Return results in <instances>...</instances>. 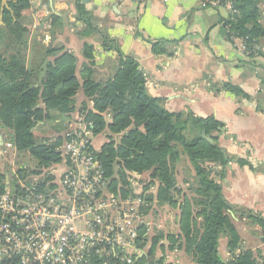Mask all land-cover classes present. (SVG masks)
<instances>
[{"label":"trees","instance_id":"trees-1","mask_svg":"<svg viewBox=\"0 0 264 264\" xmlns=\"http://www.w3.org/2000/svg\"><path fill=\"white\" fill-rule=\"evenodd\" d=\"M236 13L229 15L224 26L229 33L244 39L246 46L264 36V24L259 20L264 12V0H231ZM77 12L83 15L82 5L76 0ZM28 0H0V126L8 140L22 157L36 160V166L21 164L29 173L38 172L59 158L56 150L62 142L60 125L74 110L75 95L82 87L92 109H81L80 114L93 122V136L107 131V140L101 145L99 160L113 188L128 186L127 172L140 176L146 186L156 184V205L168 204L179 209L180 235L174 232L154 233L147 251L134 264H166L164 258L152 262L160 240L165 237L168 250L183 248L194 264H264L259 251L240 249V237L233 224L238 214L252 227V232L264 242V218L229 203L221 185L213 176V166L225 165L229 157L215 144L203 137L216 140L223 123L214 117H195L189 112H170L164 99L147 93L145 78L139 64L117 47V42L104 38L105 48H115L118 66L111 77L95 80L92 47L84 45L83 54L89 59L80 69L82 84L75 74L76 57L62 48L49 45L46 57L47 71L40 86L34 87L36 77L25 65L29 28L22 22ZM153 45V51L158 49ZM224 87L236 96H245L238 87ZM105 115H109L107 122ZM43 122L44 124H39ZM59 129L51 139H40L37 128ZM55 127V128H54ZM59 134V135H58ZM114 135L118 139H114ZM182 156L191 163L195 175L188 180L187 190L193 196L177 200L175 166ZM239 162L242 163L241 160ZM36 174V173H35ZM4 174L0 170V194L4 189ZM152 194L149 200H152ZM221 236L228 239L230 259L222 261L218 255Z\"/></svg>","mask_w":264,"mask_h":264},{"label":"crops","instance_id":"crops-1","mask_svg":"<svg viewBox=\"0 0 264 264\" xmlns=\"http://www.w3.org/2000/svg\"><path fill=\"white\" fill-rule=\"evenodd\" d=\"M40 2L38 17L28 8L21 19L29 28L25 65L36 81L44 60L53 59L45 56L49 45L75 55L80 84V69L90 61L83 54L84 45L92 47L95 80L110 78L118 66V53L115 48H105L103 41L105 37L113 39L125 56L139 64L147 93L164 99L168 111L212 116L223 123L219 134L212 133L215 141L207 138L230 159L225 165L213 166V176L229 203L264 218V36L257 39L258 55H242L227 36V9L210 6L206 0H79L83 15L77 12L76 0ZM6 3L2 0V5ZM262 15L259 21L264 24V12ZM154 44L159 45L156 51ZM225 84L238 87L245 96L234 95ZM84 107L92 109V102L80 86L74 110L60 130H55L60 134ZM105 119L110 121L109 115ZM107 131L98 134L101 142L97 147L107 140ZM0 135L4 142L7 135L3 126ZM194 175L188 158L182 156L175 167L181 190L177 200L193 196L187 182ZM178 221V206L163 204V230H159L164 235L169 231L179 236ZM233 224L241 240L239 250L264 255V242L249 223L236 214ZM162 240L163 256L155 251L151 256L154 261L164 258L166 264H194L183 248L168 250L167 240ZM227 243L226 236L219 238L218 255L224 262L231 257Z\"/></svg>","mask_w":264,"mask_h":264},{"label":"built area","instance_id":"built-area-1","mask_svg":"<svg viewBox=\"0 0 264 264\" xmlns=\"http://www.w3.org/2000/svg\"><path fill=\"white\" fill-rule=\"evenodd\" d=\"M28 2L38 17L40 0ZM206 3L236 13L231 0ZM226 32L239 53L259 54L255 41L249 49L243 38ZM60 136L58 160L29 175L35 184L11 177L3 181L0 264H134L151 243L157 185L146 186L139 175L127 172L128 186L119 182L113 188L99 160L101 146L94 144L93 122L83 114L68 122ZM14 150L10 141L3 142L0 157H16ZM156 251L163 256L159 246Z\"/></svg>","mask_w":264,"mask_h":264},{"label":"rangeland","instance_id":"rangeland-1","mask_svg":"<svg viewBox=\"0 0 264 264\" xmlns=\"http://www.w3.org/2000/svg\"><path fill=\"white\" fill-rule=\"evenodd\" d=\"M57 133V130L52 129V125H50L49 127H47L46 129L41 130V128H37L36 132L40 134V139H44V140H48V139H52ZM115 139H118L117 136L114 137ZM8 137L5 136L4 138V142H7ZM101 142V137L99 135H96L94 137V144L97 147V145H100ZM14 153L16 155L13 156L12 153H8L6 154L7 156H2L0 157V170L1 172L4 174V179L5 180H9V178L11 177L12 181L15 182L17 180H21L23 181V183L26 186H30L31 184H35V181L32 179L31 176L29 175H34L39 174V172H35V173H29L28 171L24 170L21 166V164H27L30 167H34L36 166V160L34 159H27V157H22L23 154L22 153H17V151L14 150ZM21 165V166H20ZM37 167V166H36ZM176 167V166H175ZM39 169V168H38ZM131 172V171H130ZM29 177L25 180L26 177ZM43 176H40L39 181H42ZM134 182V181H133ZM136 185V183L134 182L133 187ZM158 210L160 211V214L158 213V210H155V212H153L152 217H153V229H152V233L151 236L156 232H158L159 229L163 230V225L162 227H158V225H160V222L163 224V204H158ZM160 231V230H159ZM159 253V251L157 252V254ZM163 253V252H161ZM256 253V252H255ZM159 255V254H158ZM264 256V255H262Z\"/></svg>","mask_w":264,"mask_h":264},{"label":"water","instance_id":"water-1","mask_svg":"<svg viewBox=\"0 0 264 264\" xmlns=\"http://www.w3.org/2000/svg\"><path fill=\"white\" fill-rule=\"evenodd\" d=\"M3 2L6 3L7 0H3ZM47 63H48L47 60H44V62H43L42 65L40 66V68H39L40 74H39V76H38V78H37L36 83L33 85L34 87L40 86V85L42 84L43 78H44V76H45V74H46V71H47ZM202 137H203V138H204L209 144L213 145V142H212L209 138L205 137V131H204V130L202 131ZM2 144H3V139H2V137H1V135H0V147L2 146Z\"/></svg>","mask_w":264,"mask_h":264},{"label":"flooded vegetation","instance_id":"flooded-vegetation-1","mask_svg":"<svg viewBox=\"0 0 264 264\" xmlns=\"http://www.w3.org/2000/svg\"><path fill=\"white\" fill-rule=\"evenodd\" d=\"M150 258H151V256H150Z\"/></svg>","mask_w":264,"mask_h":264}]
</instances>
